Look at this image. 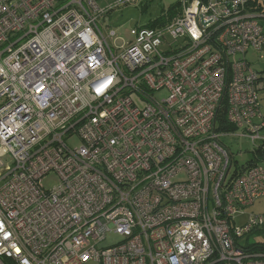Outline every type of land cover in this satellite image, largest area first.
<instances>
[{"label": "built area", "instance_id": "2783aa9c", "mask_svg": "<svg viewBox=\"0 0 264 264\" xmlns=\"http://www.w3.org/2000/svg\"><path fill=\"white\" fill-rule=\"evenodd\" d=\"M142 1L0 0V264H264V214L237 222L264 198V0H179L112 45Z\"/></svg>", "mask_w": 264, "mask_h": 264}, {"label": "rangeland", "instance_id": "374dc122", "mask_svg": "<svg viewBox=\"0 0 264 264\" xmlns=\"http://www.w3.org/2000/svg\"><path fill=\"white\" fill-rule=\"evenodd\" d=\"M116 0H99V3L102 6L107 5L108 3L114 2ZM140 2L138 5H124L120 8H117L106 17L105 20L100 22L103 33L108 36L111 32L115 33V37H110L109 41L112 45L122 46L125 41L131 39V30L136 26L147 25L151 21L160 18L162 15H165L167 10L171 7H178L179 0H147V2ZM247 60L250 62V65L257 70L260 75H264V53H260L253 49L249 50L246 54ZM264 83V80H263ZM260 101H261V114L264 118V89L260 90ZM167 96V91L162 90L157 93L159 99H163ZM264 135V130L262 131ZM231 149L234 155V159H237L238 164H244L248 159L255 158V152L252 151L254 144L251 142L243 141L241 138H223L222 139ZM80 144L77 137H73L70 140V145L76 147ZM241 149L244 151H251L244 155H241ZM58 175L56 173H50L46 175L43 179V184L46 189L54 188L58 183ZM245 215H238L237 221L241 224L243 221L248 219L249 214H264V200L256 203L255 205L247 209ZM121 237L113 232L109 233L107 239L100 244V246L108 247L118 241ZM86 264H99L96 261L88 262Z\"/></svg>", "mask_w": 264, "mask_h": 264}, {"label": "trees", "instance_id": "16d2710c", "mask_svg": "<svg viewBox=\"0 0 264 264\" xmlns=\"http://www.w3.org/2000/svg\"><path fill=\"white\" fill-rule=\"evenodd\" d=\"M144 2H147V0H145ZM179 6L178 7H171L169 10H167L165 15H162L160 18H157L154 21H151L149 24L147 25H141V26H148V27H159V26H164L166 25L169 21L172 20V18L176 15V13L179 11V8L181 7V3L178 1ZM112 14V12L110 13ZM109 14V15H110ZM108 15V16H109ZM106 19V18H105ZM103 19V20H105ZM262 81L264 80V75L260 76ZM263 89H264V84H263Z\"/></svg>", "mask_w": 264, "mask_h": 264}, {"label": "crops", "instance_id": "0c3cea01", "mask_svg": "<svg viewBox=\"0 0 264 264\" xmlns=\"http://www.w3.org/2000/svg\"><path fill=\"white\" fill-rule=\"evenodd\" d=\"M262 200H264V198H263ZM260 201H261V200H260ZM260 201H259V202H260ZM257 203H258V202H257ZM255 204H256V203H255ZM255 204H254V205H255ZM247 211H248V210H246L244 213H241L240 215H245V214L247 213ZM246 220H247V219H246ZM246 220H245V221H246ZM245 221H243L242 223H244ZM237 222H238V221H237Z\"/></svg>", "mask_w": 264, "mask_h": 264}]
</instances>
